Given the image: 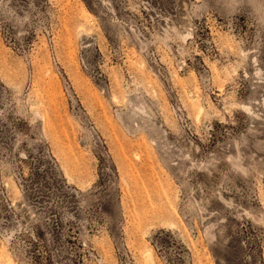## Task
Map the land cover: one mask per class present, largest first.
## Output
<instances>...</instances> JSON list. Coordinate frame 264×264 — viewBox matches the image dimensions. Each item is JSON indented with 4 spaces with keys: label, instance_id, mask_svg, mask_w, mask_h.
Listing matches in <instances>:
<instances>
[{
    "label": "rangeland",
    "instance_id": "374dc122",
    "mask_svg": "<svg viewBox=\"0 0 264 264\" xmlns=\"http://www.w3.org/2000/svg\"><path fill=\"white\" fill-rule=\"evenodd\" d=\"M0 264H264V0H0Z\"/></svg>",
    "mask_w": 264,
    "mask_h": 264
}]
</instances>
